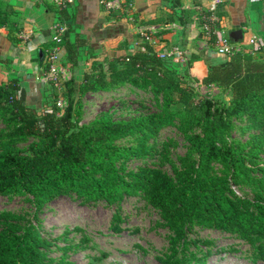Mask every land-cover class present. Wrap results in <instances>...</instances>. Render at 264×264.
<instances>
[{
	"label": "trees",
	"instance_id": "16d2710c",
	"mask_svg": "<svg viewBox=\"0 0 264 264\" xmlns=\"http://www.w3.org/2000/svg\"><path fill=\"white\" fill-rule=\"evenodd\" d=\"M109 12L118 13V17L125 14L119 9ZM65 13L62 7L63 18ZM66 35L61 45L73 69L85 41L78 36L70 41ZM141 45V49L102 62L93 60L79 83L72 77L64 81L62 94L67 104L62 113L56 107L54 89L48 90L41 104L32 106L16 78L0 83V118L13 125L9 135L33 139L25 149L0 143V196L29 195L39 211L46 201L68 192L109 203L140 190L159 209L176 240L183 239L187 225L195 223L250 240L264 239V165L257 162L264 152V45L208 63L200 81L191 78L186 69L179 72L146 40ZM40 53L44 56L45 49ZM193 82L225 91L228 101L198 94ZM124 84L161 94L163 114L121 120L102 116L90 124H73L77 96ZM172 104L181 107L171 110ZM242 116H247L250 128L260 133L247 143L228 141L232 119ZM174 117H179L189 143L183 164L174 170L175 180L150 167L141 169L134 179L121 176L116 163L147 153L150 146L145 138ZM129 134L141 138L136 144L114 145L117 138ZM214 163L228 175L213 173ZM254 172L262 175L257 177ZM229 182L251 184L257 188L256 199L240 198ZM47 243L32 224L20 232L9 222L7 229L0 230V264H72L65 255L45 263L40 248ZM259 257L264 261V249Z\"/></svg>",
	"mask_w": 264,
	"mask_h": 264
},
{
	"label": "rangeland",
	"instance_id": "374dc122",
	"mask_svg": "<svg viewBox=\"0 0 264 264\" xmlns=\"http://www.w3.org/2000/svg\"><path fill=\"white\" fill-rule=\"evenodd\" d=\"M247 39L248 32H245L242 41L247 42ZM63 72L64 76L68 74L66 69ZM7 80L0 70V83ZM61 83L58 87L52 83L59 113L67 104ZM193 88L202 96L224 103L228 101V94L213 85L193 82ZM77 97L79 103L73 105L74 125L90 124L102 116L121 120L163 114L161 94L155 95L149 89L140 90L130 84L86 92ZM52 101L48 102L49 105ZM180 107L170 105L171 110ZM232 123L228 141L247 143L260 133L258 129L250 128L247 116L232 119ZM12 128V124L0 118L2 146L7 143L12 148H27L33 139L11 137L9 131ZM193 130L200 131L199 128ZM139 138V134L124 135L117 138L114 145L136 144ZM145 143L150 149L143 156L116 163L119 174L125 179H134L136 177L133 176L141 169L150 167L159 169L174 181V170L181 167L182 158L189 151L179 117H174L170 124L147 136ZM257 162L264 165V152L258 155ZM212 172L220 176L228 175L216 163ZM254 175L260 177L262 173L254 172ZM229 188L242 199L250 202L256 199L257 188L251 184L229 182ZM249 206L252 209L251 203ZM9 222L16 225L20 232L32 224L48 242L40 248L45 263L65 255L72 264H264L259 257L264 249V239L250 240L195 223L187 225L183 239L176 240L173 229L163 219L159 209L153 207L140 190L123 194L109 203L103 199H83L74 192H68L46 201L39 211L35 210L29 195L0 196V230L7 229Z\"/></svg>",
	"mask_w": 264,
	"mask_h": 264
},
{
	"label": "crops",
	"instance_id": "0c3cea01",
	"mask_svg": "<svg viewBox=\"0 0 264 264\" xmlns=\"http://www.w3.org/2000/svg\"><path fill=\"white\" fill-rule=\"evenodd\" d=\"M119 10L125 13L121 17L105 10L99 0H0V70L7 79L18 80L32 106L44 100L54 88L46 80L44 56L40 59L39 54L52 45V29L60 19L68 25L67 39L78 36L85 41L73 69L59 45V64L68 70L63 83L71 77L80 82L93 60L102 62L141 49L143 40L197 81L206 75L208 63L228 58L216 52V37H229L230 31L239 29L240 43L229 37L238 51L264 45V0H132L131 8ZM201 15L216 17L214 35L207 33L210 25ZM245 32L257 46L242 41Z\"/></svg>",
	"mask_w": 264,
	"mask_h": 264
},
{
	"label": "built area",
	"instance_id": "2783aa9c",
	"mask_svg": "<svg viewBox=\"0 0 264 264\" xmlns=\"http://www.w3.org/2000/svg\"><path fill=\"white\" fill-rule=\"evenodd\" d=\"M100 4L103 5V8L107 11L114 9H128L131 8L132 0H99ZM201 19L207 22L210 27L207 28V33L214 35L216 33L215 16H205L201 15ZM68 25L65 21L61 19L57 21V23L53 26L52 34H51V42L52 45L49 46L44 53V63L43 66L46 70V80L53 83V86L58 87V85L64 80V69L59 64V59L57 55L58 47L61 44L63 38L67 33ZM145 39L147 37L145 36ZM249 45L257 46L258 44L255 42V38H250L248 40ZM214 48L218 54L230 56L238 51V47L236 43L232 42V40L227 35H222L216 37L214 42ZM159 55V54H158ZM161 58L164 55H159ZM60 82V83H59ZM58 83V84H57ZM62 84V83H61Z\"/></svg>",
	"mask_w": 264,
	"mask_h": 264
},
{
	"label": "water",
	"instance_id": "95a60500",
	"mask_svg": "<svg viewBox=\"0 0 264 264\" xmlns=\"http://www.w3.org/2000/svg\"><path fill=\"white\" fill-rule=\"evenodd\" d=\"M229 37L234 41V42H237L241 39L242 37V33H241V30L239 29H234L232 31L229 32ZM40 55L42 56V54L40 53ZM40 56V57H41ZM43 57V56H42Z\"/></svg>",
	"mask_w": 264,
	"mask_h": 264
}]
</instances>
